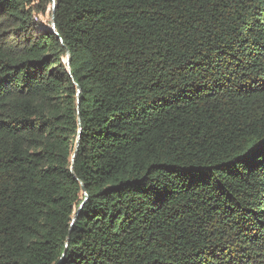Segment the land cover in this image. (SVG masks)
I'll list each match as a JSON object with an SVG mask.
<instances>
[{
	"label": "trees",
	"instance_id": "1",
	"mask_svg": "<svg viewBox=\"0 0 264 264\" xmlns=\"http://www.w3.org/2000/svg\"><path fill=\"white\" fill-rule=\"evenodd\" d=\"M54 2L0 0V264H264V0Z\"/></svg>",
	"mask_w": 264,
	"mask_h": 264
},
{
	"label": "water",
	"instance_id": "2",
	"mask_svg": "<svg viewBox=\"0 0 264 264\" xmlns=\"http://www.w3.org/2000/svg\"><path fill=\"white\" fill-rule=\"evenodd\" d=\"M54 7H55V2H54V0H52V10L54 11ZM51 31L53 32V33H55L56 34V32H55V27H54V21H53V16L51 17ZM68 54V53H67ZM67 64V63H66ZM69 70V67H68V65H67V71ZM75 88H76V96L78 95V93H79V87H78V85L75 83ZM78 107H79V99L76 97V108H77V110H78ZM80 127H81V124H80V120H79V118H78V131H80ZM78 140H79V133L77 134V137H76V146H77V144H78ZM75 153V152H74ZM74 153H73V156H74Z\"/></svg>",
	"mask_w": 264,
	"mask_h": 264
}]
</instances>
